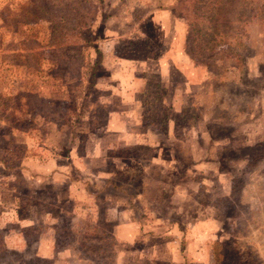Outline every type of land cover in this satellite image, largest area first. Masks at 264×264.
I'll use <instances>...</instances> for the list:
<instances>
[{
  "label": "rangeland",
  "instance_id": "obj_1",
  "mask_svg": "<svg viewBox=\"0 0 264 264\" xmlns=\"http://www.w3.org/2000/svg\"><path fill=\"white\" fill-rule=\"evenodd\" d=\"M0 264H264V0H0Z\"/></svg>",
  "mask_w": 264,
  "mask_h": 264
},
{
  "label": "trees",
  "instance_id": "obj_2",
  "mask_svg": "<svg viewBox=\"0 0 264 264\" xmlns=\"http://www.w3.org/2000/svg\"><path fill=\"white\" fill-rule=\"evenodd\" d=\"M86 42H89V40H90V38L88 39V38H83ZM87 44V43H86ZM92 68L94 69L95 68V63H93L92 64ZM92 77H93V73L92 72H90V75H89V77H88V79H90L91 80V82H93L92 81ZM61 151H63V155H66V153H67V150H66V148L64 149L63 147H61ZM224 245V244H223ZM221 246H222V244H221ZM212 255H217L216 254V252L215 253H213ZM217 261H219V258H217Z\"/></svg>",
  "mask_w": 264,
  "mask_h": 264
}]
</instances>
